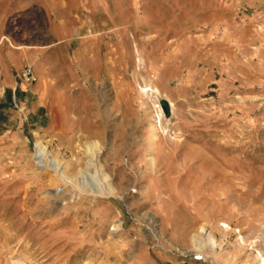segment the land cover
Returning <instances> with one entry per match:
<instances>
[{
    "label": "rangeland",
    "instance_id": "rangeland-1",
    "mask_svg": "<svg viewBox=\"0 0 264 264\" xmlns=\"http://www.w3.org/2000/svg\"><path fill=\"white\" fill-rule=\"evenodd\" d=\"M113 1L94 75L0 85V264H263L264 0ZM95 139L118 193L36 163L42 140L75 175Z\"/></svg>",
    "mask_w": 264,
    "mask_h": 264
},
{
    "label": "crops",
    "instance_id": "crops-1",
    "mask_svg": "<svg viewBox=\"0 0 264 264\" xmlns=\"http://www.w3.org/2000/svg\"><path fill=\"white\" fill-rule=\"evenodd\" d=\"M122 8L113 0H0V85L28 86L42 100L45 84L64 85L78 68L94 75L86 65H96L99 46L113 42ZM27 65L37 78L33 88L19 81Z\"/></svg>",
    "mask_w": 264,
    "mask_h": 264
},
{
    "label": "bare ground",
    "instance_id": "bare-ground-1",
    "mask_svg": "<svg viewBox=\"0 0 264 264\" xmlns=\"http://www.w3.org/2000/svg\"><path fill=\"white\" fill-rule=\"evenodd\" d=\"M139 87H140L139 94L143 95L142 97H144V95L149 97L151 93L161 92L160 89L158 87H155L154 85L146 84V85H140ZM158 114H159V111H158ZM156 119H157L156 117L155 118L152 117L148 123V130L151 132V134L155 136L153 145H157L160 139V137L157 134V128L159 124L157 125ZM87 146H88V155H87L88 159L86 160V165L85 167H79L78 173L75 175L70 174L68 172V169H69L68 167L70 166V163H71L70 161L63 162L56 156H53L52 159L47 160L46 156H47L48 148L43 143L42 140H38V142L36 143V153H35V159L37 160L36 163L39 165L40 168L54 170L55 173L60 175V177H62L63 179H67L68 181H74L76 185H78L79 189L85 191L86 193L93 192V193H96L97 195H109L113 193H118V190L113 183L111 175L106 171L104 160L101 157V153L103 152L102 146L96 139L91 140ZM93 169H95L94 172L92 171ZM87 177H89L88 178L89 180H86ZM83 183H85L86 185H88L89 183L91 190H88V188H84L85 189L84 190ZM149 219L152 221L153 216L149 215ZM115 226L113 228L120 227L121 222L116 223ZM227 226L230 227L229 224L226 225V227ZM238 230L241 231V229L239 228ZM206 231H207V225L202 224L200 225L199 230L196 233H194L192 236V242L198 249H200V251H196L194 253L196 255L202 253L203 247L206 244L213 245L216 241L213 233L208 234L207 237L205 236L206 238H204L203 235L204 233H206ZM242 238H243V235H242ZM243 241H244V238H243ZM260 261L263 262L264 264V254L263 253H261Z\"/></svg>",
    "mask_w": 264,
    "mask_h": 264
},
{
    "label": "built area",
    "instance_id": "built-area-1",
    "mask_svg": "<svg viewBox=\"0 0 264 264\" xmlns=\"http://www.w3.org/2000/svg\"><path fill=\"white\" fill-rule=\"evenodd\" d=\"M23 76L26 80H31L34 78L33 72L31 67H28L24 72H23Z\"/></svg>",
    "mask_w": 264,
    "mask_h": 264
}]
</instances>
